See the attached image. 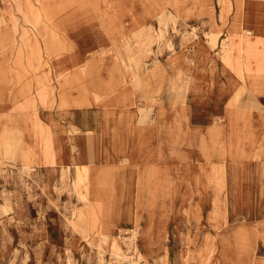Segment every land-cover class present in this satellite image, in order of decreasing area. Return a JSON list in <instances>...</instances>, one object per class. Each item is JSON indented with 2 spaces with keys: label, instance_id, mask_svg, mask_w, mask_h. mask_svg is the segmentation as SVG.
Here are the masks:
<instances>
[{
  "label": "rangeland",
  "instance_id": "rangeland-1",
  "mask_svg": "<svg viewBox=\"0 0 264 264\" xmlns=\"http://www.w3.org/2000/svg\"><path fill=\"white\" fill-rule=\"evenodd\" d=\"M55 1L37 0L45 11L27 12V17L36 18L37 26L32 31L37 32V47L22 44L19 55L25 52L30 66H34V51L40 58L37 62L49 67L54 52L86 46L97 51L91 59L99 60L103 72H108L115 61L120 62L125 73L124 88L144 90L142 80L146 78L153 80V89L159 96L161 68L167 63L170 98L185 99L189 104L195 92H200L201 97L217 99L219 112L225 110L224 103L229 101V122L218 123V155H208L210 134L203 130L199 136L201 151L208 153L202 157L203 163L207 157L208 162L216 164L211 177L209 170L202 174L210 182L216 178L217 185L203 186L200 215L196 218L189 210L185 219L165 212L169 217L147 220L150 224L146 227L136 219L135 228L114 230L112 221L125 220L104 216L99 223L94 218L85 167H37L41 156L37 154L41 144L37 139V115L25 114L20 107H0V264H211L214 252L209 248V236L198 244L201 233L213 223L228 225L227 207L250 205L264 196V40L235 41L232 37L212 35L209 27L189 26L187 21L205 17L209 12L204 8L209 5L214 8L216 3L219 7L234 4L237 24L251 0H143L154 9L147 27L139 28L135 34H130L129 28H114L110 34L115 41L98 44L66 43L59 39L65 27L39 26L56 16L48 10ZM60 19L65 21V16ZM234 30L243 32L237 26ZM117 34L123 36L116 38ZM113 54L124 58H106ZM71 64L80 65L75 59L56 63ZM178 67H182V73ZM218 73L224 77L219 90L206 91L205 82L202 91L193 85L194 78L210 74L208 86L213 89L217 87ZM38 103L43 101L39 98ZM44 143V161L53 164L49 140ZM111 189L119 191L121 199L129 193L124 182Z\"/></svg>",
  "mask_w": 264,
  "mask_h": 264
},
{
  "label": "crops",
  "instance_id": "crops-1",
  "mask_svg": "<svg viewBox=\"0 0 264 264\" xmlns=\"http://www.w3.org/2000/svg\"><path fill=\"white\" fill-rule=\"evenodd\" d=\"M124 1L66 0L62 4L57 0L48 8L56 16L39 26L65 27L59 39L66 43L112 42L115 39L110 32L114 28H129L128 32L135 34L154 17V9L147 2ZM263 1L248 2L237 24L234 4L219 7L217 3L214 8H204L209 12L205 17L187 23L209 27L212 35L232 37L235 41L264 40ZM45 9L37 0H0V107H20L25 114L37 115V139L41 143L37 147V154L41 155L37 167H85L94 218L99 223L104 216L125 220V224L112 221L114 230L133 229L136 219L146 227L150 224L147 220L169 217L165 212L185 219L189 210L194 218L198 217L203 186L217 185L216 178L210 182L202 174L209 170L211 177L216 164L208 162L207 157L203 163L202 157L208 153L201 151L199 136L206 130L212 137L208 155H218V123L229 122V101L224 103L225 110L219 112L217 99L201 97L200 92H195L189 104L185 99L170 98L167 63L161 68L159 96L153 89V80L146 78L142 80L144 90L124 88L125 73L120 62L113 61L108 72H103L99 60L91 59L97 51L86 46L54 52L49 67L37 62L40 58L34 51V66H30L26 53L19 55L22 44L37 47V32L32 31L37 26L36 18L27 17V12L36 14ZM63 16L65 21L60 19ZM236 26L243 32L235 31ZM119 36L123 35L117 34L116 38ZM106 58L119 60L124 56L113 54ZM73 59L79 60V67L56 65L58 60L68 63ZM178 71L182 73V67ZM218 74L217 87L213 89L208 86L210 74L194 78L193 85L202 91L205 82L206 91L219 90L224 77ZM39 98L43 104L38 103ZM46 139L49 153L55 158L53 164L44 161ZM123 182L129 186V193L121 199L120 192L111 187ZM251 202L227 207L228 225L213 223L201 233L198 244L209 236V248L214 252L211 264H264V196ZM210 214L213 218L214 207Z\"/></svg>",
  "mask_w": 264,
  "mask_h": 264
}]
</instances>
